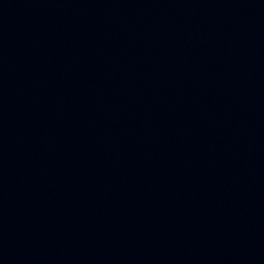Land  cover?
I'll return each instance as SVG.
<instances>
[{
	"label": "water",
	"instance_id": "obj_1",
	"mask_svg": "<svg viewBox=\"0 0 264 264\" xmlns=\"http://www.w3.org/2000/svg\"><path fill=\"white\" fill-rule=\"evenodd\" d=\"M0 264H264V0H0Z\"/></svg>",
	"mask_w": 264,
	"mask_h": 264
}]
</instances>
